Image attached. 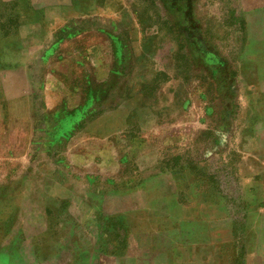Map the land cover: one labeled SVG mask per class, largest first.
Here are the masks:
<instances>
[{
    "label": "rangeland",
    "instance_id": "1",
    "mask_svg": "<svg viewBox=\"0 0 264 264\" xmlns=\"http://www.w3.org/2000/svg\"><path fill=\"white\" fill-rule=\"evenodd\" d=\"M255 104L264 0H0V264H130L111 226L135 207L156 213L155 173L140 171L156 158L184 163L181 230L208 208L223 217L213 193L198 205L203 186L186 165L206 169L220 143L250 149L251 129H264ZM251 166L240 172L244 221L222 229L226 245L199 246L211 257L201 264H264V206L254 204L264 189ZM168 238L164 263L149 264H189L181 237Z\"/></svg>",
    "mask_w": 264,
    "mask_h": 264
},
{
    "label": "crops",
    "instance_id": "2",
    "mask_svg": "<svg viewBox=\"0 0 264 264\" xmlns=\"http://www.w3.org/2000/svg\"><path fill=\"white\" fill-rule=\"evenodd\" d=\"M91 10H94V6H92ZM49 18L50 16H48V19ZM49 23L52 24L50 21ZM44 34L46 33L44 32ZM46 105V108L50 109L51 107L56 108L57 104ZM66 105L67 104H61L60 107H58L62 109ZM74 105L76 104H73V106ZM254 110L255 114L259 113L264 115V104H255ZM57 117L60 118L59 116ZM63 121L64 120L60 119L59 125L64 126ZM251 131L250 136L253 142L250 149L244 150L243 146L237 143L238 146H236V150H228L226 144L220 143V146H223V148L214 147L211 155L205 156L203 161L206 164V166H204L206 169L202 168L203 170H201L196 162L190 161L186 165L190 171L196 174L193 175L195 187L203 186L199 189L200 192L198 193L199 206L208 205L204 199L206 194L212 193L218 197L221 204L228 206L227 213L224 212L223 217L215 215L213 216L214 218H212L211 209L208 208L207 211L204 210V214L200 213L198 216L194 214L193 217L187 218L188 229L186 231L180 228L181 219L178 215V211L181 204V191L177 183L178 171H180V167L184 166V163L181 162V164H178L179 166H174L172 164L168 166V164L164 162L163 166L160 168V165H156L158 161L156 158L150 162L151 165H141V172L155 173L154 180L156 181L155 183L153 182V185L156 186L158 190L156 200L154 201L156 213L152 214L141 210L136 211L137 208L135 207L129 209V212L125 211L123 213V219L120 218L121 214L114 216V221H119L121 219L120 221L123 220L124 223L111 226L113 231L117 230L118 233L123 232L124 250L128 251L129 247V251L134 254V260L129 261L130 264H149V259L155 260L157 263L158 260L161 261V258L164 259L163 250L166 243L165 238L170 241L168 237H181L183 243L181 246H176V248L182 253L186 252L189 254V264L190 261L191 264L206 263L211 259L209 255L206 256L199 253L201 252L198 248L199 246L207 247L204 252H211L212 244H227V239H225L222 234L220 236L222 229L225 230L224 232L230 229L234 233H237L238 227L240 226L239 224L244 221L242 216L240 218V212H238L237 209V205L244 204V200L242 199L245 187L241 184L243 177L240 173L243 163H251L252 173L250 178L259 186H257L258 188L264 189V129H257L254 126ZM220 136L222 137L223 135L220 134ZM220 141L221 140H219V142ZM216 156L219 157V160L222 159L223 161V164L221 161L219 167H213L212 158ZM174 159L178 160L179 158L176 157ZM228 160L230 162V167L227 166ZM230 181L232 182L231 184H233L232 186H230ZM146 183L147 182H144L142 186ZM253 188H250V190ZM262 194V200H256L254 203L255 206H257L256 208H260L261 205L262 207L264 206V191ZM129 199L130 201L137 200L135 198ZM260 213L261 212H259L256 217H261L264 221V215L262 216ZM215 219L224 221V225L220 226L218 232H216V228L213 226L212 222ZM97 220H105V218L103 216H98ZM164 222H166V224ZM199 223H203V227L198 229ZM98 226L102 229L101 225ZM201 238H204V240L201 241ZM187 240H189L187 247H184ZM172 242H174V240H172ZM161 262L164 263V260Z\"/></svg>",
    "mask_w": 264,
    "mask_h": 264
}]
</instances>
